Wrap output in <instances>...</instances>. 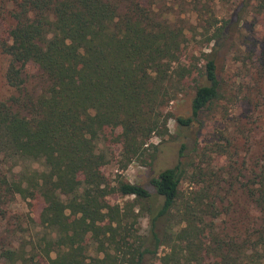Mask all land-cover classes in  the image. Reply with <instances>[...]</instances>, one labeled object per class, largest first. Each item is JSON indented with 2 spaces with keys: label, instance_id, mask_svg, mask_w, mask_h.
<instances>
[{
  "label": "trees",
  "instance_id": "obj_1",
  "mask_svg": "<svg viewBox=\"0 0 264 264\" xmlns=\"http://www.w3.org/2000/svg\"><path fill=\"white\" fill-rule=\"evenodd\" d=\"M208 2L191 5L201 18L209 15L207 33L215 27L214 39L228 38L240 17L217 26ZM250 2L243 0L242 8ZM160 5L9 0L10 25L0 48L15 94L0 99V214L17 195L42 199L47 235L30 253L0 242V264H264V167L244 187L259 215L244 233L235 220L230 232L219 223L228 212L211 194L201 190L181 201L182 163L151 180L155 194L123 180L112 187L102 173L108 157L99 150L101 138H116L121 129L116 141L130 155L164 135L170 119L164 110L186 79L197 84L191 116L177 118L182 127L223 97L219 50L203 53L201 65H184L188 36ZM20 163L38 167L15 170ZM113 193L134 197L148 217L145 234L134 230L128 211L109 203ZM161 248L166 251L159 256Z\"/></svg>",
  "mask_w": 264,
  "mask_h": 264
},
{
  "label": "rangeland",
  "instance_id": "obj_2",
  "mask_svg": "<svg viewBox=\"0 0 264 264\" xmlns=\"http://www.w3.org/2000/svg\"><path fill=\"white\" fill-rule=\"evenodd\" d=\"M208 1L217 26L240 17V22H233L236 25L231 28L228 38L214 39L215 27L206 32L203 26L205 19L210 17L204 14L201 18L193 10L191 0H161L160 11L185 29L189 46L183 57L184 65H201L203 53L213 48L219 50L218 76L223 97L205 110L192 126L182 127L177 118L191 116L197 84L193 79H186L177 86L175 100L164 110L170 115L167 129L162 130L164 135H154L138 153L130 155L116 141L121 129L114 131L116 138H101L99 150L106 152L108 157L102 173L112 187L123 180L141 185L155 194L151 180L182 163L187 173L180 186L181 201H192L201 190L211 194L216 197L217 206L228 212L222 217L225 220L219 223L230 232V228L233 229L231 219L235 220L244 233L248 220L256 222L259 216L248 202L244 187L250 183L255 171L264 167V0H251L245 8H242L243 0ZM9 10V0H0V43L7 37ZM253 52L255 56L252 57ZM7 67L8 58L0 48L1 100L15 94L5 80ZM32 167L38 166L20 163L15 170ZM108 201L128 211V221L135 226L134 230L141 234L147 232L148 217L140 211V206H136L134 197L113 193ZM45 205L42 199H24L19 195L3 205L0 242L26 246L28 252H32L33 243L47 235L41 225ZM179 221L180 218H176L174 224ZM164 251L166 249L161 248L159 256ZM94 254L92 250L91 255ZM154 264L160 263L155 261Z\"/></svg>",
  "mask_w": 264,
  "mask_h": 264
}]
</instances>
